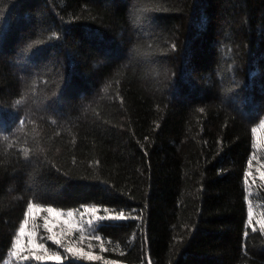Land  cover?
Wrapping results in <instances>:
<instances>
[{
	"label": "trees",
	"instance_id": "1",
	"mask_svg": "<svg viewBox=\"0 0 264 264\" xmlns=\"http://www.w3.org/2000/svg\"><path fill=\"white\" fill-rule=\"evenodd\" d=\"M263 115L264 0H0V264L31 202L129 218L24 264H264Z\"/></svg>",
	"mask_w": 264,
	"mask_h": 264
},
{
	"label": "rangeland",
	"instance_id": "2",
	"mask_svg": "<svg viewBox=\"0 0 264 264\" xmlns=\"http://www.w3.org/2000/svg\"><path fill=\"white\" fill-rule=\"evenodd\" d=\"M264 115L261 120L253 128V151L249 159L247 171H246V201L248 204V223L253 228H258L264 232V178H262V173H264ZM37 208L52 209L51 206H44L35 203H30L24 220L21 222L18 229L17 235L15 237L12 249L10 250L7 258L1 264H24L27 261L34 262H52L55 260H41L36 261L35 257L32 255L31 250H29L28 241L31 239L28 236L23 238L25 248L21 251L20 256H13V250L15 248L16 238L20 235V230L24 228L25 221H29L26 231L32 232L35 231L36 236L34 239L37 244L44 245L43 249L37 250L39 255H49L55 256L59 255L63 261L64 259L71 256H82L77 255L76 253H69L67 249L69 247L78 248L81 252H90L93 255L96 253V245L100 239L97 240L98 236L96 228L98 224L103 220L95 219L96 216H115L118 213L111 211L106 208H101L95 205L83 206L77 209H57L58 211L67 212L73 211L74 220L77 223V228L74 229L71 233L62 235L59 238L61 239V244L57 245L54 241L48 239V236L51 234L47 229L44 228V217L48 214L46 212L39 213L35 219H32V215ZM96 208L98 211L95 214L90 213L87 209ZM62 219H66L63 217ZM91 220L92 224L89 225L88 221ZM105 220V219H104ZM66 229V225L63 226ZM57 233L61 232V227L57 226L53 229ZM87 258V257H86Z\"/></svg>",
	"mask_w": 264,
	"mask_h": 264
},
{
	"label": "snow or ice",
	"instance_id": "3",
	"mask_svg": "<svg viewBox=\"0 0 264 264\" xmlns=\"http://www.w3.org/2000/svg\"><path fill=\"white\" fill-rule=\"evenodd\" d=\"M201 111H203V109H201ZM262 126H264V124H262ZM261 175H262V178H264V173H262ZM87 211H89L92 214H95L98 210L96 208H90V209H87ZM41 212H46L48 214L47 216L44 217V223H43L44 228L47 229L49 233H51L48 236V239L51 241H54L57 245L61 244V239L59 238L60 236L69 234L74 229L77 228V223L74 220L73 211H67L65 213L62 211H58L55 208H52V209L37 208L32 215V219H35L36 216ZM63 217H66V219H62ZM128 218L129 217L126 216L123 212H120L115 216H108V217L96 216L95 217V219H97V220H104V219L126 220ZM88 223H89V225H91L92 221L89 220ZM28 224H29V221H25L24 228H22L20 230V235L16 238L15 248H14L13 253H12L13 256H20L21 251L25 248L23 238L25 236H28L31 238L28 241L29 250H31L32 255L35 257L36 261H41V260L59 261L61 259V257L59 255L49 256L47 254H45V255L37 254V250L43 249L44 245L36 243V240L34 239V237L36 236L35 231H32V232L26 231V227L28 226ZM65 225L67 226L66 229H64V227H63ZM57 226H60L62 229L61 232H59V233H57L56 231L53 230ZM96 239L99 240L100 237L97 236ZM67 251L69 253H76L77 255L86 256L87 259L90 261H92V260L98 261L101 259V257L98 255H93L90 252H81V250L78 248L69 247L67 249Z\"/></svg>",
	"mask_w": 264,
	"mask_h": 264
}]
</instances>
